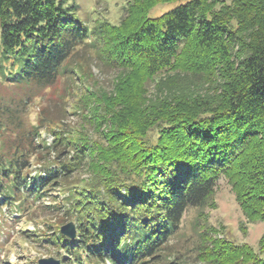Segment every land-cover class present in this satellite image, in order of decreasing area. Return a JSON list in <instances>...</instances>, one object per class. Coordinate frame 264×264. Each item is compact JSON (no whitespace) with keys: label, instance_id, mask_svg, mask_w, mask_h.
I'll list each match as a JSON object with an SVG mask.
<instances>
[{"label":"trees","instance_id":"1","mask_svg":"<svg viewBox=\"0 0 264 264\" xmlns=\"http://www.w3.org/2000/svg\"><path fill=\"white\" fill-rule=\"evenodd\" d=\"M77 7L0 0V79L31 90L0 103V214L58 213L29 235L61 264H264V229L252 246L208 219L222 175L241 228L264 223V0H126L92 25ZM34 93L60 119L31 122Z\"/></svg>","mask_w":264,"mask_h":264},{"label":"rangeland","instance_id":"2","mask_svg":"<svg viewBox=\"0 0 264 264\" xmlns=\"http://www.w3.org/2000/svg\"><path fill=\"white\" fill-rule=\"evenodd\" d=\"M77 3V15L79 20L82 22L92 25L97 20L107 19L108 21L115 23L119 20L120 16L124 13L122 8L126 0H74ZM170 4L157 5L154 8L153 14H159L163 10L169 8ZM6 71V68L4 67ZM95 75H97L102 81L108 79V73H99L96 67L92 68ZM13 83L8 81H3L0 79V103H8L9 99H14V97H19L24 95V91L30 93L31 90L19 88ZM64 83L58 87H63ZM51 90V89H49ZM61 90V89H60ZM15 93V96L13 95ZM37 93V92H36ZM31 96L30 101L26 104V113L29 120L32 122L35 120L38 109L42 105L52 104L57 105L50 111V117L54 120L60 119L58 114L59 102L56 99L41 97L40 94ZM26 94V93H25ZM3 95V96H2ZM12 96H14L12 98ZM25 97V95L23 96ZM18 99V98H16ZM78 116L70 115L68 117L69 123H77ZM48 140L51 137L48 134H44ZM83 175V173H82ZM85 176V174H84ZM216 197V207L208 210V219L211 224L223 225L224 229L232 232L234 237L239 242H247L252 246H256L258 238L264 229V223L261 221L247 222L245 228L244 217L242 215L241 209L238 202L235 200L234 193L230 188L224 176H220L216 184L215 189ZM49 199V198H48ZM195 214V210L188 211V216L192 217ZM58 213L45 214L43 208L39 206V203H35L29 210L27 217L23 218L19 216L18 212L11 213L6 207L3 208L0 214V264H37V261L41 257L52 256L54 258L62 259L65 257V253L62 250L57 251L53 245L49 242H40L36 238L31 237L29 234L32 233L36 223L35 220L44 219L45 216L51 218L52 220ZM41 226V223L38 224ZM190 225L186 223L182 227V234L177 237L174 248L179 251H187L190 246H192V240L194 238V231L189 228ZM188 255V254H186ZM192 261V259H191ZM192 264H200L193 260Z\"/></svg>","mask_w":264,"mask_h":264},{"label":"water","instance_id":"3","mask_svg":"<svg viewBox=\"0 0 264 264\" xmlns=\"http://www.w3.org/2000/svg\"><path fill=\"white\" fill-rule=\"evenodd\" d=\"M60 232L69 238H74L76 235L75 223L73 221L65 222L60 226ZM37 264H61V261L58 258L48 256L39 258Z\"/></svg>","mask_w":264,"mask_h":264}]
</instances>
